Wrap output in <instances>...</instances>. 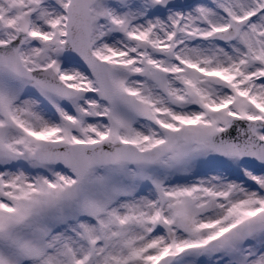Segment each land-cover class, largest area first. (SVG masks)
Segmentation results:
<instances>
[{"label":"snow or ice","instance_id":"1","mask_svg":"<svg viewBox=\"0 0 264 264\" xmlns=\"http://www.w3.org/2000/svg\"><path fill=\"white\" fill-rule=\"evenodd\" d=\"M0 264H264V0H0Z\"/></svg>","mask_w":264,"mask_h":264}]
</instances>
